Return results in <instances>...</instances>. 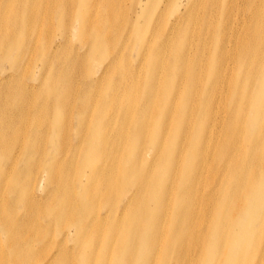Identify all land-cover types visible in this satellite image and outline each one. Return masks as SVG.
I'll use <instances>...</instances> for the list:
<instances>
[{"label": "bare ground", "instance_id": "obj_1", "mask_svg": "<svg viewBox=\"0 0 264 264\" xmlns=\"http://www.w3.org/2000/svg\"><path fill=\"white\" fill-rule=\"evenodd\" d=\"M3 1L0 135H15L0 149L24 134L28 166L0 153V264H264V0H181L166 26H153L142 66L117 47L136 26L117 19L121 0H52L48 16L67 38L50 52L47 35L26 49L16 39L39 21L43 0ZM197 1L221 17L206 65L207 31L183 23ZM40 23L53 33L50 20ZM95 46L113 53L87 80ZM24 52L43 71L35 80L21 75ZM51 132L69 149L40 165Z\"/></svg>", "mask_w": 264, "mask_h": 264}, {"label": "rangeland", "instance_id": "obj_2", "mask_svg": "<svg viewBox=\"0 0 264 264\" xmlns=\"http://www.w3.org/2000/svg\"><path fill=\"white\" fill-rule=\"evenodd\" d=\"M25 1V0H24ZM23 0H17V6L21 7L20 3H24ZM139 1L140 5L136 6L135 3ZM200 1V0H199ZM4 1L0 0V4H2ZM33 2V0H31V3ZM122 4H123V9L119 10V12H116V16L117 19H123L122 22H124V24L128 25L130 23H136V26L133 30V32L131 34H133L132 36H129V38H127V30L129 29L128 26L127 28H123L121 31V38L120 41L117 45L120 46L122 44H125V49L124 52H128V54L131 57L130 63L133 66H137L138 64L141 65V61L138 62L136 61V56L137 54H140L141 51L144 49V44L145 41L149 39V35L153 30V26L157 23L160 22L161 24L159 25L160 27L166 26V22L165 21H169L172 17V15H175L176 13H178V8L181 9L180 5L183 3L181 0L177 1V0H121ZM101 1H98V3H96L94 5V8L92 10H99V15L100 12L103 10V7L101 5ZM199 2L197 1L196 3H193L191 5V9L186 10L185 12L187 13H183L184 17L186 18L184 20L183 23L187 24V29L189 31H191L192 33H196L197 31H202L205 32L207 31V41L210 43L211 49L208 52V54H206V52L203 51V57L201 59L202 64L201 65H206V63L209 62V60H211L216 52V48H215V41L213 38V33L218 31V27L221 26V17L217 14L214 15V12L211 13L210 17L208 16L207 12H210V9L207 11V5H205V8H198ZM13 6H15V3L12 4ZM37 6L40 7L41 6V16L39 21H37L34 26L33 29L29 32L28 31V26H26L25 28L21 29L20 35L16 36V39L23 44V48L26 49L27 44H28V40L27 39H33V41L37 38V36H40L39 38L41 39H45V35L52 37L50 44H49V48L47 47L48 51L50 52L52 49L55 50V48L57 47L58 44H63L64 43V39L67 38L65 37L67 32L62 30L61 33V28L59 26V22L60 19H51L48 16V11L51 10V7H56V4L52 1V0H43L41 2H37ZM142 7V8H140ZM145 8V11H143V9ZM241 8V3H237L234 7V9L231 11V18L228 21H232V14L236 13L237 10H240ZM127 9V10H126ZM206 11V12H205ZM84 12L87 14V12L84 9ZM161 13V17L159 19V14ZM163 17V19L161 20V18ZM72 18H75L72 16ZM202 18L204 20V23H202ZM47 20H50L52 23V27H53V33H48L45 32L44 29L42 30V25H41V21L43 24L46 23ZM161 20V21H160ZM205 24H209V25H205ZM157 25V24H156ZM156 25H155V29H156ZM201 27H198V26ZM106 31H108V35L111 34L112 31H110L111 29L105 28ZM187 29H185L183 31L182 36L185 37V34L187 33ZM91 33V32H90ZM88 33L86 34V41L83 43H86L87 46L92 42V38L93 36ZM130 34V35H131ZM162 39V37L160 38ZM77 42H80L78 40V36L77 33H74L71 38H70V44L71 46H75L78 47ZM183 41H178L177 42V46L178 49L182 47L183 45ZM38 46H41V42H38ZM58 48V47H57ZM73 48V47H72ZM61 49V46H60ZM59 49V50H60ZM74 50V49H73ZM87 49L82 48L79 49V54H84L86 53ZM75 51V50H74ZM76 52V51H75ZM89 53V51H87V54ZM113 53V49L112 48H107V49H100L97 48V46H95V49L92 50V58L91 61H88L86 63H90V65H86L85 63V68H86V75H84V78L87 80H91L94 78H97L98 76H100V71L102 69V67H100L98 69L99 66V62H105L107 61V57L109 55H111ZM191 56H196L195 53L193 51H191L189 53ZM201 54V50L198 52V55ZM31 56V54H27L25 55V52L22 54V57L20 60H23V62L21 63V67H22V71H21V75H24L25 80H30V78L32 79H36L38 76L43 75V71L39 68L38 65V60H36L35 56L34 58H29ZM43 58L44 57V53H42L40 50L38 51L37 54V58ZM174 57L169 58V61H172ZM4 64L0 63V74L4 71V70H8V67L6 65L5 62H3ZM226 64V63H225ZM26 65H27V69H26ZM35 65L36 70H35ZM142 66V65H141ZM224 66V65H223ZM25 67V70H24ZM144 68H147V65L143 66ZM141 68V67H140ZM140 68L138 70H140ZM53 70L49 69L47 72V75H49ZM11 72V70H10ZM18 72V71H17ZM206 73L209 72L208 70L205 71ZM2 74H7L6 72L2 73ZM144 83V79L142 80V83L140 84V90H143L144 85H142ZM3 103V102H2ZM11 103V102H9ZM95 107H91L88 112H92L94 111ZM57 112V110H56ZM96 113V110H95ZM17 120V118H15ZM74 123H75V119H74ZM74 125V124H73ZM15 135V134H4V135H0V141H2L3 139H7L10 136ZM26 136V135H25ZM24 139V134H21V138L20 141H22L21 143H25ZM55 140V133L51 132V135L49 137V139L46 142V153H47V159L45 160L44 157H42L41 161H40V165L44 163V166L48 165V162L51 160V155L58 152L59 150H61L62 148L65 149L66 151L69 149V146L67 144H65L62 141H54ZM150 140V139H147ZM18 142L17 140H13L11 139V141L9 142V144L6 146V150L2 151L0 149V153H9L11 152L14 156H17V168L19 167H25L27 168L28 163H27V158L24 154V149H22L23 146H21V143L19 142L17 144V146H14V144ZM94 141L90 142V145L93 144ZM150 143V141H149ZM32 151L33 147H32ZM69 160L71 162L75 161V158L72 156H69ZM79 165V163L74 162L72 164L73 167ZM6 169V167H4ZM1 177V175H0ZM35 169L33 172V176L30 177L29 180V187H31V185L34 183L35 181ZM5 181V178L3 179L2 183ZM17 185L20 183V181H16L15 182ZM8 186V184H7ZM39 189L36 190V192L34 193L36 196H40L41 194V190L44 188H40L41 186H39ZM41 189V190H40ZM9 199H13L12 195H8ZM99 213L103 216L104 214V210L100 211ZM78 263V262H77ZM74 264H76V261L74 262ZM80 264V263H79Z\"/></svg>", "mask_w": 264, "mask_h": 264}]
</instances>
